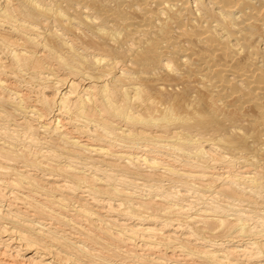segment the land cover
Instances as JSON below:
<instances>
[{
	"label": "bare ground",
	"instance_id": "1",
	"mask_svg": "<svg viewBox=\"0 0 264 264\" xmlns=\"http://www.w3.org/2000/svg\"><path fill=\"white\" fill-rule=\"evenodd\" d=\"M0 264H264V0H0Z\"/></svg>",
	"mask_w": 264,
	"mask_h": 264
}]
</instances>
